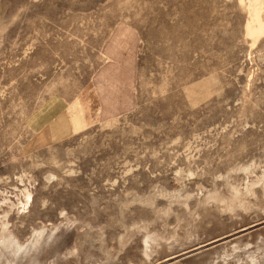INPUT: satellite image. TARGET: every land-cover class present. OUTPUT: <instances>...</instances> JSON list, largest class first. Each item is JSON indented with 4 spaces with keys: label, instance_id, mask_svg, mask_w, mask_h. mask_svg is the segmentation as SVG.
Masks as SVG:
<instances>
[{
    "label": "rangeland",
    "instance_id": "obj_1",
    "mask_svg": "<svg viewBox=\"0 0 264 264\" xmlns=\"http://www.w3.org/2000/svg\"><path fill=\"white\" fill-rule=\"evenodd\" d=\"M243 1L0 0V234L52 236L20 264H264Z\"/></svg>",
    "mask_w": 264,
    "mask_h": 264
},
{
    "label": "bare ground",
    "instance_id": "obj_2",
    "mask_svg": "<svg viewBox=\"0 0 264 264\" xmlns=\"http://www.w3.org/2000/svg\"><path fill=\"white\" fill-rule=\"evenodd\" d=\"M241 5H243V8L248 15L244 30L245 35L255 42L264 35V0L243 1ZM30 197V194H27V200H29ZM27 203L28 201L26 202V204ZM6 229L7 224H4L3 232L0 234V263L2 262V258L4 257L3 259L6 258L5 261H8L10 264H20L19 261L24 260L31 252L38 253L42 246L48 245L49 239L52 237L51 235H48L43 241L38 240L39 238L35 239L32 244H29L31 245L30 247L27 246V248L29 247V249L25 250L26 248H24L25 252L23 253H26V251H28L24 255L22 251H20L22 247L19 246V243H16V238L13 235L9 234ZM19 251L24 256L20 254ZM18 253L19 255H22V257L18 256Z\"/></svg>",
    "mask_w": 264,
    "mask_h": 264
},
{
    "label": "crops",
    "instance_id": "obj_3",
    "mask_svg": "<svg viewBox=\"0 0 264 264\" xmlns=\"http://www.w3.org/2000/svg\"><path fill=\"white\" fill-rule=\"evenodd\" d=\"M72 109L73 108L71 107V109L68 110V112L70 113V117H71L70 118V123H71L70 127L75 131L74 125L77 123L76 121L78 120V118L81 117V114L77 115L78 117L77 116L74 117ZM74 110L75 111H79L78 108H76V109L74 108ZM83 110H85V109H83ZM83 110H82V112H83ZM99 111H100V114L98 112L97 113V117L102 118L103 120H109V119H112L115 116L114 113L110 112V110L105 108V107H100ZM76 131H78V130H76ZM49 135H50V131H49Z\"/></svg>",
    "mask_w": 264,
    "mask_h": 264
}]
</instances>
